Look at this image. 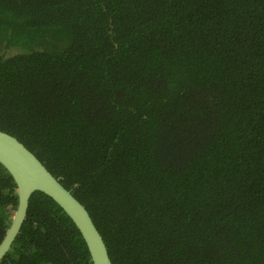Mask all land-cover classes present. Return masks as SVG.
Returning <instances> with one entry per match:
<instances>
[{"label": "trees", "instance_id": "16d2710c", "mask_svg": "<svg viewBox=\"0 0 264 264\" xmlns=\"http://www.w3.org/2000/svg\"><path fill=\"white\" fill-rule=\"evenodd\" d=\"M0 129L113 264H264V0H0ZM17 204L0 163V242ZM85 245L35 191L0 264H92Z\"/></svg>", "mask_w": 264, "mask_h": 264}, {"label": "water", "instance_id": "95a60500", "mask_svg": "<svg viewBox=\"0 0 264 264\" xmlns=\"http://www.w3.org/2000/svg\"><path fill=\"white\" fill-rule=\"evenodd\" d=\"M0 163L13 177L18 196L12 221L0 242V260L21 229L31 195L40 191L55 201L75 224L89 251L92 264H113L102 235L85 206L29 148L18 138L1 129Z\"/></svg>", "mask_w": 264, "mask_h": 264}, {"label": "rangeland", "instance_id": "374dc122", "mask_svg": "<svg viewBox=\"0 0 264 264\" xmlns=\"http://www.w3.org/2000/svg\"><path fill=\"white\" fill-rule=\"evenodd\" d=\"M10 53V51H8Z\"/></svg>", "mask_w": 264, "mask_h": 264}]
</instances>
